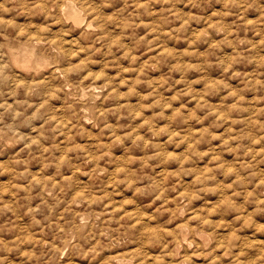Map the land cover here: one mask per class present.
Masks as SVG:
<instances>
[{"label": "rangeland", "instance_id": "1", "mask_svg": "<svg viewBox=\"0 0 264 264\" xmlns=\"http://www.w3.org/2000/svg\"><path fill=\"white\" fill-rule=\"evenodd\" d=\"M0 33V264H264V0H28Z\"/></svg>", "mask_w": 264, "mask_h": 264}, {"label": "clouds", "instance_id": "2", "mask_svg": "<svg viewBox=\"0 0 264 264\" xmlns=\"http://www.w3.org/2000/svg\"><path fill=\"white\" fill-rule=\"evenodd\" d=\"M27 3H28V0H19V3H16L12 7H10V6H7L8 0H4L3 3H0V7H2V10L4 12H9V11L13 10V7H22ZM31 6L32 7H39V4L32 3ZM2 22L5 25L12 24L11 20H4ZM0 34H2V33H0ZM76 251H77V245L75 243H73V239H68L64 243L62 248L57 249L53 253L52 256L48 257V261H46L45 264H49V262H51V261H55V264H80V262L74 261V255H75ZM65 253L67 255H64ZM0 259H3V258L0 257Z\"/></svg>", "mask_w": 264, "mask_h": 264}, {"label": "bare ground", "instance_id": "3", "mask_svg": "<svg viewBox=\"0 0 264 264\" xmlns=\"http://www.w3.org/2000/svg\"><path fill=\"white\" fill-rule=\"evenodd\" d=\"M86 28H87V27H86ZM18 33L20 34V31H19V30H18ZM18 33H17V34H18ZM19 38H20V37H19ZM69 40H70V39H69ZM66 41H67V40H66ZM66 41H65V42H66ZM70 42H72V41H70ZM4 64H5V62H4ZM9 64H10V63H9ZM10 66H11V65H10ZM53 69H54V68H53ZM53 69H52V70H53ZM10 70H11V69H10ZM56 70H57V69H56ZM12 71H13V70H12ZM15 72H16V71H15ZM17 72H18V71H17ZM48 72H49V71H48ZM48 74H49V73H48ZM57 74H58V73H57ZM20 75H21V74H20ZM46 75H47V74H46ZM23 76H24V75H23ZM53 76H54V75H53ZM11 77H12V73H11ZM13 77H15V76L13 75ZM40 77H42V76H40ZM43 77H44V79H45V76H43ZM57 77H58V75H57ZM17 78H19L18 75H17ZM21 78H22V77H21ZM48 79H49V78H48ZM17 80H18V79H17ZM37 80H38V79H37ZM12 81H13V79H12ZM39 81H40V80H39ZM42 81H43V80H42ZM44 81H45V80H44ZM35 82H36V81H35ZM37 83L40 84V82H38V81H37ZM37 83H36V84H37ZM16 84L18 85L17 82H16ZM42 84H43V83H42ZM27 85H28V84H27ZM29 85H30V84H29ZM40 85H41V84H40ZM35 86H38V85H35ZM30 87L33 88V84H32ZM28 89H29V88H28ZM91 95H92V94H91ZM198 216H199V215H198ZM196 218H197V217H196ZM190 219H191V218H190ZM199 219H200V218H199ZM200 221H201V220H200ZM204 221H205V218H204ZM202 223H204V222L202 221ZM205 224H207V223H205ZM177 227H179V226H177ZM179 228H180V227H179ZM146 229H147V228H146ZM175 229H177V228H175ZM158 231H159V230H158ZM177 231H179V230H177ZM186 232H187V231H186ZM156 233H157V232H156ZM158 234H159V233H158ZM180 234H181V233H180ZM152 235H153V234H152ZM160 235H161V234H160ZM186 235H187V234H186ZM193 235H194V234H193ZM153 236H154V235H153ZM175 237H179V235H178V236L175 235ZM217 239H218V238H217ZM179 240H180V239H179ZM175 242H176V241H175ZM177 244H178V242L176 243V245H177ZM179 244H180V241H179ZM185 249H186V248H185ZM190 256H192V255H190ZM196 256H197V255H196ZM172 257H173V256H172ZM187 259H188V258H187ZM194 259H195V258H194ZM191 261H192V260H191ZM197 261H198V260H197ZM196 263H197V262H196ZM179 264H180V263H179Z\"/></svg>", "mask_w": 264, "mask_h": 264}]
</instances>
